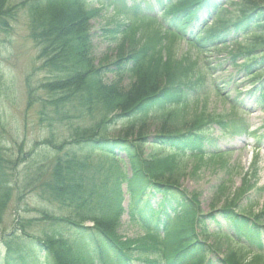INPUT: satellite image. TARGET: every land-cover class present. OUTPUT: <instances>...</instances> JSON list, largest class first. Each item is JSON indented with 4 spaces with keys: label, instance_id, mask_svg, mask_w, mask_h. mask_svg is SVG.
<instances>
[{
    "label": "trees",
    "instance_id": "obj_1",
    "mask_svg": "<svg viewBox=\"0 0 264 264\" xmlns=\"http://www.w3.org/2000/svg\"><path fill=\"white\" fill-rule=\"evenodd\" d=\"M8 1L0 0V31L10 29L20 7L26 9L31 37L40 48L41 69L49 75L38 88L46 97H36L29 89V109L40 103L39 121L49 127L71 119L80 122L71 126L69 140L59 142L51 137L36 143L35 147L45 148L42 156L34 150L26 153L27 194L36 193L53 209L40 210V218L18 219L10 235H0V264H131L136 253L145 264H216L207 256L224 245L208 244L213 234L203 220L196 223L191 202L172 195L171 172L179 167L182 156L214 150L209 126L216 123L223 129L228 121L213 115L206 118L203 112L181 126L177 109L201 89L196 64L173 51L163 57L166 49L161 38L158 34L148 36L142 25L135 31L126 25L102 29V38L114 48L96 64L90 21L101 9L93 6L94 0H21L10 6ZM97 1H104L117 13L127 9V0ZM158 1L167 5V11L179 13L171 20V28L178 33L179 23L182 35L197 50L214 48L209 44L212 40H220L222 45L231 41L226 21L236 17L227 18L217 0ZM236 12L243 18L236 20L235 32L244 30L251 42L245 47L236 44L230 62L237 75L247 79L249 89L236 91L231 101L224 85L230 79L222 82L223 90L214 82L213 86L233 109L246 103L264 109V0H241ZM153 21L142 23L150 26ZM204 67L212 77L211 70ZM107 74H114L115 79L107 81ZM126 74L131 79L128 86L124 84ZM240 99L242 103H238ZM156 115L163 124L150 140L147 121ZM88 120L93 124L87 126ZM123 124L122 136L110 135V128ZM120 155L131 166V178L118 173ZM22 156L12 159L0 151V224L13 197V184L21 175ZM42 157L46 162L39 165ZM97 166L107 171L102 174ZM123 183L131 213L139 217L148 216L146 210H152L155 199L160 203L157 212L165 211L168 199L180 201L174 218L180 223L178 230H169L168 218L155 224L141 219V233L135 239L118 234ZM235 207L236 198L227 201L223 215L232 221L236 239L260 245L264 227L235 214ZM87 221L94 226L87 227ZM218 236L228 243V258L222 263L241 264L243 254L231 247L233 237L228 233Z\"/></svg>",
    "mask_w": 264,
    "mask_h": 264
},
{
    "label": "rangeland",
    "instance_id": "obj_2",
    "mask_svg": "<svg viewBox=\"0 0 264 264\" xmlns=\"http://www.w3.org/2000/svg\"><path fill=\"white\" fill-rule=\"evenodd\" d=\"M237 1V0H234ZM8 5H14L21 0H9ZM110 12H103L102 16H95L91 21L92 40L95 46L94 54L98 58L107 52L108 43L101 37L100 30L103 27L111 25ZM12 28L0 35V132L2 143L5 146L8 156L15 158L20 155V147L25 152L31 151L33 145L42 142L48 137L54 135L57 140L68 138L72 131L71 125L75 127L77 120H69L62 124H54L53 127H42L39 123V104H35L27 110V96L31 89L34 95L45 97L44 93L38 90L39 85L47 78V74L36 71L40 65V49L30 38V29L28 14L25 11L18 13V18L12 23ZM186 48V45L183 44ZM174 49V46H173ZM193 55H195L192 52ZM233 72L230 68L228 73ZM125 82L130 85L131 79L125 78ZM203 96V95H202ZM179 122L189 123L195 115L201 112L229 115L232 110L224 104L215 94L207 89L203 98L196 100L191 98L186 105L177 109ZM231 115V114H230ZM235 118L247 119L256 132V136L243 138L223 137L219 142L221 149H229L231 152L228 156L220 159L194 160L191 157L185 158L186 167L177 171L176 178L181 186L189 192L198 194L204 212L209 213L212 210V201L214 195L219 189L225 190L221 201L215 204L221 207L227 197L233 196V193L243 186L245 175L253 170V163L258 166L260 175L255 178L254 175L248 179L251 185H257V188L264 190V113L256 112L247 118L241 112H235ZM92 125L93 122L89 120ZM3 124L4 126H1ZM163 124L162 118L151 116L147 121V133L149 137H155ZM88 125V126H89ZM4 127V130H3ZM124 129L114 127L110 132L111 136H122ZM215 134L220 136L218 128H215ZM39 151V150H38ZM44 157L42 158V160ZM25 166L21 165L22 170ZM27 167V165H26ZM228 171L230 173L228 174ZM23 173V172H22ZM260 199L254 196V192L249 197L256 198L257 204H264V195ZM239 204L245 207L249 204V198L242 199ZM44 204L31 194L21 203L17 199L12 201L4 215L3 223L0 225L2 232H11L15 225V218L37 217V210L43 208ZM128 220L125 217V222ZM124 226L122 232L124 233ZM134 231H130L132 235Z\"/></svg>",
    "mask_w": 264,
    "mask_h": 264
}]
</instances>
